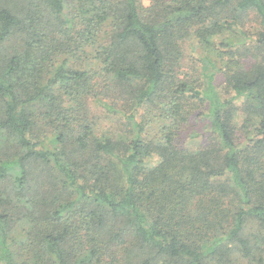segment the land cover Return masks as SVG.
Masks as SVG:
<instances>
[{
    "label": "trees",
    "instance_id": "16d2710c",
    "mask_svg": "<svg viewBox=\"0 0 264 264\" xmlns=\"http://www.w3.org/2000/svg\"><path fill=\"white\" fill-rule=\"evenodd\" d=\"M149 1L0 0V264H264V0Z\"/></svg>",
    "mask_w": 264,
    "mask_h": 264
},
{
    "label": "rangeland",
    "instance_id": "374dc122",
    "mask_svg": "<svg viewBox=\"0 0 264 264\" xmlns=\"http://www.w3.org/2000/svg\"><path fill=\"white\" fill-rule=\"evenodd\" d=\"M143 4L145 6H148L150 4V1L143 0ZM184 71L191 73L190 67H184ZM224 81V77L219 74L216 76L215 85L218 88V91L224 94V97H229L232 95V93L228 94L224 86ZM241 103V101H237V104L240 105ZM89 106L90 109L95 114H97L98 119L100 121L101 128L99 127L98 129L100 134H104L105 136L110 137L116 135L117 132L122 129L124 131L123 136L125 140H128L129 137L134 133V131L137 132L136 130H134L133 124H131L125 117L119 120L117 117H111L110 115L106 114L107 111L103 108V106L94 105V103L90 104ZM200 110H202L200 109V107L198 109H194L192 113L188 116L187 121L183 124L180 136L181 144L185 143L193 145L194 143H197V141H205L207 139L209 135L207 128L208 122L207 119L204 118V114ZM90 118L91 117H89V119ZM144 119L147 122L154 118L150 114L146 113L144 115ZM240 119L242 120V116ZM150 124L152 125L148 128L145 134L148 136L150 134L154 136L159 131L158 128H160L161 126L160 121L157 120V122L154 121ZM47 135L50 137H54V133L52 131H48ZM50 145L54 148L57 144L55 142H52ZM233 262V264H246L245 260H243L241 256H239L236 252L233 253Z\"/></svg>",
    "mask_w": 264,
    "mask_h": 264
}]
</instances>
